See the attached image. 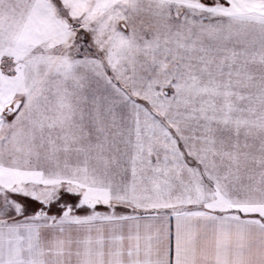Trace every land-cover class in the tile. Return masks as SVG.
<instances>
[{
  "label": "snow or ice",
  "instance_id": "obj_1",
  "mask_svg": "<svg viewBox=\"0 0 264 264\" xmlns=\"http://www.w3.org/2000/svg\"><path fill=\"white\" fill-rule=\"evenodd\" d=\"M0 264H264V0H0Z\"/></svg>",
  "mask_w": 264,
  "mask_h": 264
}]
</instances>
